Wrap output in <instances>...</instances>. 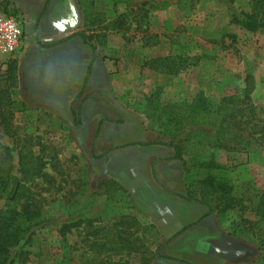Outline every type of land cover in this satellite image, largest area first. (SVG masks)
<instances>
[{"label":"rangeland","instance_id":"374dc122","mask_svg":"<svg viewBox=\"0 0 264 264\" xmlns=\"http://www.w3.org/2000/svg\"><path fill=\"white\" fill-rule=\"evenodd\" d=\"M83 2L88 18L82 32L99 50L101 61L115 67L110 71L117 75V96H124L121 100L157 139L171 142L169 134L174 133L173 141H180L189 164L213 150L215 160L229 166L237 202L217 214L229 236L223 257L225 264H257L256 246L248 244L239 229L248 226L243 220H254L253 208L264 188V138L251 141L236 160L211 146L213 125L223 114L235 128L239 109L251 106L255 121H264V30L249 31L236 21L250 11L251 0ZM0 13L18 16L4 0ZM19 58L0 54V92L27 109L13 112L15 134L6 135L0 126V144L12 150L13 173L18 155L22 170L33 172L26 185L39 200L41 213L30 224L32 241L24 248L31 254L24 264H150L160 244L156 231L130 214L125 192L105 176L102 164L84 155L66 123L34 107L18 84ZM199 95L216 111L206 124L168 125L165 135L159 123L151 121L157 117V105L180 107ZM192 189L189 197L203 198L197 184ZM204 199L211 200L215 212L220 209L212 197ZM10 205L0 196V210Z\"/></svg>","mask_w":264,"mask_h":264},{"label":"crops","instance_id":"0c3cea01","mask_svg":"<svg viewBox=\"0 0 264 264\" xmlns=\"http://www.w3.org/2000/svg\"><path fill=\"white\" fill-rule=\"evenodd\" d=\"M4 1L24 28L20 88L35 108L66 123L84 155L125 192L130 214L156 231L150 264H225L223 221L208 204L185 198L183 162L117 96L115 67L79 34L88 18L83 0Z\"/></svg>","mask_w":264,"mask_h":264},{"label":"trees","instance_id":"16d2710c","mask_svg":"<svg viewBox=\"0 0 264 264\" xmlns=\"http://www.w3.org/2000/svg\"><path fill=\"white\" fill-rule=\"evenodd\" d=\"M155 5L152 4L151 8ZM236 21L239 25L249 31L264 30V0H251L249 12H243L242 16ZM85 42L89 43V38L79 33ZM90 44V43H89ZM10 70V68H9ZM12 78V77H11ZM248 100L249 93L245 95ZM14 100L8 94L0 92V126L6 135L15 134L13 132L12 117L13 112H26V106L23 102L14 105ZM155 119L151 116V121L156 120L161 127V132L169 134L166 130L168 125L179 126L187 121L191 124H206L210 115L216 113L210 102L202 96H197L193 101L183 102L180 107L177 103L166 105H157ZM159 107V108H158ZM183 109V111H181ZM248 110L243 114L242 111ZM182 113H181V112ZM222 115V113H221ZM214 135L211 146L213 149L223 150L236 160L238 152L246 151V148L253 140L264 138V121L254 118V109L251 106H244L239 109V126L237 124L234 130V124L228 114L222 115V120L213 125ZM17 128L15 127L14 130ZM247 132L245 136L243 132ZM175 157L179 158L184 165L185 180L188 190V200L195 202H204L210 206V211H215L211 200H205L204 197H212L219 202V208L216 212L220 214L233 208L237 199L232 195V185L229 177V166L227 163H220L215 160V153L212 150L209 157L194 160L189 164L183 157V149L180 141L174 142V133L169 134ZM8 146L0 144V196H5L11 203L10 206L0 210V264H24L31 254L24 245L32 241V232L30 224L40 216L39 200L33 198L28 186L32 178L30 169L22 170V158L18 155V169L13 173V155ZM40 167V165H39ZM37 171L40 174V169ZM21 169V171L19 170ZM39 169V170H38ZM35 172V173H36ZM38 175V174H36ZM115 185H117L114 182ZM198 185V191L202 199L189 197L193 193L192 185ZM241 201V199H240ZM254 210V220H243L247 227L239 229V234L243 233L248 244L256 246L257 264H264V188L261 192ZM66 226L62 228L64 230ZM250 234V235H248Z\"/></svg>","mask_w":264,"mask_h":264},{"label":"built area","instance_id":"2783aa9c","mask_svg":"<svg viewBox=\"0 0 264 264\" xmlns=\"http://www.w3.org/2000/svg\"><path fill=\"white\" fill-rule=\"evenodd\" d=\"M22 21L15 16L0 13V54L14 58L24 45Z\"/></svg>","mask_w":264,"mask_h":264}]
</instances>
